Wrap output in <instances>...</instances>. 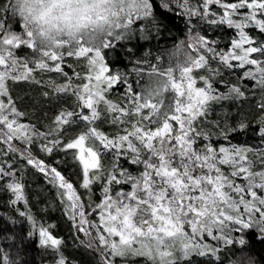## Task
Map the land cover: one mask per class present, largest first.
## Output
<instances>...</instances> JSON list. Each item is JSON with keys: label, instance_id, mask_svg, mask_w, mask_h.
<instances>
[{"label": "snow or ice", "instance_id": "snow-or-ice-1", "mask_svg": "<svg viewBox=\"0 0 264 264\" xmlns=\"http://www.w3.org/2000/svg\"><path fill=\"white\" fill-rule=\"evenodd\" d=\"M128 3L127 10L119 9L126 17L139 8L137 0H128ZM209 5H218L223 10L222 15L217 17L215 11L210 12ZM243 8L248 12L240 13ZM119 13L114 11L113 15ZM199 14L217 27L226 24L235 29L230 48L217 45L213 49L206 40L194 42L191 49L195 55L191 54L189 65L179 73L180 82L169 74L163 92L174 95L141 100L129 93L122 106L105 98L117 79L106 75L109 70L99 51L82 43L75 48L61 44L59 50L39 49L31 32L13 35L0 24V32L4 33L0 39V96L7 95L6 80L33 79L34 70L62 71L59 63L49 66L48 61L88 57V83L82 87L74 86L70 75L69 83L64 85L56 86L49 81L54 91L71 92L80 102L81 110L61 112L55 118L56 127L48 132L18 123L14 117L20 113L14 106L9 111L11 101L8 105L0 101V125H3L0 145L6 146L0 149V180L8 178L6 187L12 194V205H27L22 175L18 176L13 164L2 157L19 152L29 164L44 172L50 177V183L58 184L62 202L66 197L65 210L78 232L89 235L90 229L97 231L95 239L99 242L97 251L102 264H196L193 258H203L205 264H217L213 258L222 245H241L235 256L243 257L248 252L245 229L258 226L259 232L264 233V194H260L264 193V167H261L264 166V40L246 31L256 28L264 33V0H201ZM22 46L31 50L30 57L34 58L21 59L25 56L20 54ZM68 67L75 72L72 64ZM194 68H203L208 73L200 76L202 87L195 86L196 80L191 75ZM225 71L241 83H230L226 79L215 81L216 77H223ZM76 76L80 77V73L76 72ZM244 80L254 83L244 84ZM215 82L221 83L223 88L215 87ZM257 89L261 95L256 104L259 130L252 134L258 139L252 144L234 143L229 137L233 133L246 137L251 121L246 120L239 109L233 113L224 108L220 109L217 119L211 120L213 105L241 100L246 92L255 95ZM101 104L103 108L99 107ZM102 117L115 126L113 135L93 126ZM201 118L217 130L214 133L217 139L228 143L213 145L211 134L198 123ZM65 125L87 126L86 131L65 146L78 149L74 158L82 165L81 187L86 190L87 202L82 201L72 183L60 172L48 169L31 155L30 145L35 139L42 141L43 151L52 152L60 144L58 137ZM53 134L57 138L49 140ZM14 140L24 147L15 145ZM201 140L209 142L201 143ZM105 158L111 164L107 173ZM123 162L135 166V171L125 167ZM222 166H227V170ZM237 178L242 183H238ZM102 180V201L93 207L92 185ZM121 185L130 186V190L119 188ZM15 210L29 222V234L38 233L42 248L59 251L61 240L53 238L45 227L38 226L30 211L19 207ZM93 214L98 215L99 223L88 219ZM234 233L237 234L235 239ZM205 237L216 243L206 242ZM0 239L6 245L0 246V264H24L27 253L20 245L28 241L9 242L7 235ZM58 264H65L62 254Z\"/></svg>", "mask_w": 264, "mask_h": 264}, {"label": "trees", "instance_id": "trees-1", "mask_svg": "<svg viewBox=\"0 0 264 264\" xmlns=\"http://www.w3.org/2000/svg\"><path fill=\"white\" fill-rule=\"evenodd\" d=\"M138 1V0H137ZM143 4L135 13L126 17V23L120 24L111 30L106 36L107 30L95 37L94 42L81 41L84 46L90 47L101 53L104 64L108 68L110 75L117 79V84L113 89L105 93V98L113 103L123 105L125 95L131 93L141 100H156L174 93H165L163 90L169 82V74H171L177 82H180L179 73L182 69L189 65L192 52L191 46L194 42L206 40L212 44L213 49L217 45L222 48H230V40L235 29L228 26L216 25L208 22L207 18H203L199 14V6L201 0H139ZM225 2H238V0H225ZM13 0H0V24L7 27L11 34L23 35V24L17 18L14 12ZM202 11V9H201ZM209 11H215L217 17L222 15L223 10L218 5H209ZM240 13H247L248 9L239 10ZM238 18V17H236ZM130 20V22H128ZM254 37L264 40V33H260L256 28L246 29ZM4 33L0 32V39ZM104 41H108L106 44ZM193 41V42H192ZM31 50H27L22 46L21 55L25 54V58L30 57ZM203 54V53H201ZM91 56L92 54H88ZM88 57H65L63 61H48L49 66H55L59 63L61 72H48L34 70L33 79L30 80H6L5 87L7 95L0 96V101L6 105L11 101L20 115L14 118L18 123L34 126L41 132H48L56 127L55 118L61 112L80 111L78 106L80 102L71 94V92H56L49 85V81L53 85L59 86L69 83V75L72 76V84L74 86H83L88 83L86 79ZM235 63V62H234ZM72 64L75 67H68ZM250 67V66H246ZM76 72L80 73V77L76 76ZM67 73L68 75H65ZM193 79L196 80V87H202L203 81L201 75H208L205 69H193L191 73ZM222 79L228 80L230 83H241L235 76H231L225 71L223 77H216L215 81ZM210 82H214L210 80ZM244 84H253V81L244 80ZM215 87L223 88L219 82H215ZM261 99L260 91L257 89L255 95H246L237 101H222L213 105L211 120L217 119L221 108L236 113L239 109L245 115V119L251 121L250 131L245 137L240 133H233L229 139L234 143H242L247 141L252 144L258 139L257 135H253V131L258 133L259 116L257 114L256 104ZM103 108L104 105H99ZM88 112L87 109H83ZM145 113L148 110H144ZM106 115V114H105ZM13 116H9L12 119ZM175 127V122H172ZM200 127L208 131L210 142L215 145H226L228 141L220 138L217 139L216 129L208 121H198ZM99 131L109 135H113L115 126L107 121L104 117L96 121L93 125ZM3 128V125H0ZM87 130V126L80 127L73 125L64 126L59 134L60 144L53 148L52 152L42 150V141L35 139L30 145L31 155L35 160L47 166L48 169L55 168L66 179L72 183L77 194L81 196L83 202H87L86 190L81 187L83 175L82 165L77 157L78 149H67L65 146L68 142L73 141ZM65 131L67 134H65ZM53 134L49 140L56 139ZM207 143L209 141H200ZM13 143L20 148L24 145L14 140ZM51 146V145H50ZM0 145V149L5 148ZM250 158L255 159L254 155L249 154ZM2 159L8 163H12L17 175H22V183L25 186L24 191L27 197V205L20 203L12 205L10 199L12 194L7 190L6 184L8 178L0 180V237L7 235L10 237L9 242L17 239L28 241L20 245L24 252L27 253L24 264H58L60 255L62 254L65 264H102V257L97 251L99 242L96 238L97 231L90 229V234L85 235L77 230L73 221L69 218V213L65 210V202L61 201L58 195V184L54 186L49 182L50 177H46L44 172L39 171L34 165L29 164L19 152L9 153ZM105 173L110 169L109 160H104ZM125 167L135 171V166L123 162ZM227 170V166H222ZM264 167V166H261ZM259 170V169H257ZM238 183H242L237 178ZM104 181H100L92 185L93 207L101 203V185ZM119 188L130 190V186L121 185ZM63 191V189H60ZM259 191V190H258ZM264 194V193H260ZM25 209L31 212L36 218L38 226L45 227L49 234L55 239L61 240L59 251L51 248H42L39 245L38 233H30V224L26 217H19L16 208ZM88 219L95 220L99 223L98 215L93 214ZM17 221L12 224L10 221ZM79 218L77 217V223ZM102 231V229H101ZM246 242L248 252L243 257L235 256V253L241 249V245L235 243L233 245H222L221 251L217 257L213 258L217 264H264V233L259 232V227L254 226L251 229H245ZM237 234H233L235 239ZM115 239H118L115 238ZM206 242L216 243L210 238L205 237ZM89 245H92L89 247ZM0 246H6L0 239ZM19 246V245H15ZM235 257V258H232ZM196 264H205L203 258H193ZM119 258H117V262Z\"/></svg>", "mask_w": 264, "mask_h": 264}, {"label": "clouds", "instance_id": "clouds-1", "mask_svg": "<svg viewBox=\"0 0 264 264\" xmlns=\"http://www.w3.org/2000/svg\"><path fill=\"white\" fill-rule=\"evenodd\" d=\"M13 4L23 31L32 33L37 48L47 50L91 41L110 25L122 23L126 15L119 9L129 8L128 0H13Z\"/></svg>", "mask_w": 264, "mask_h": 264}, {"label": "rangeland", "instance_id": "rangeland-1", "mask_svg": "<svg viewBox=\"0 0 264 264\" xmlns=\"http://www.w3.org/2000/svg\"><path fill=\"white\" fill-rule=\"evenodd\" d=\"M137 3H138V5H139V8H141V6H142V2L141 1H137ZM138 8V9H139ZM124 23H126V21H125V19L123 20V22L121 23V22H117L114 26H109L106 30H107V35L106 36H108L109 35V33L111 32V30L112 29H114V28H116L117 27V25H120V24H124ZM13 35H19V34H13ZM94 40H95V37H92V39H91V41H88L89 43H91L92 44V42H94ZM105 43H103V44H106L108 41H104ZM193 42V41H192Z\"/></svg>", "mask_w": 264, "mask_h": 264}]
</instances>
